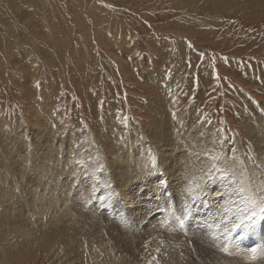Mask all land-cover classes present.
<instances>
[{"label": "rangeland", "instance_id": "1", "mask_svg": "<svg viewBox=\"0 0 264 264\" xmlns=\"http://www.w3.org/2000/svg\"><path fill=\"white\" fill-rule=\"evenodd\" d=\"M43 151L63 165L49 176L65 184L53 191L65 201L54 211L89 250L39 244L15 257L3 250L0 264H146L144 249L166 245L164 234L188 244L187 253H203L208 240L216 251L223 243L214 225L244 208L239 181L249 172L264 181V0H0V165ZM217 154L229 158L237 183L214 172L193 203L184 190L201 169L226 166ZM188 160L193 173L181 170ZM175 197L193 203L184 231L161 227L173 211L181 215ZM262 216L254 228L264 229ZM254 228L232 239H250ZM10 238L0 235V249Z\"/></svg>", "mask_w": 264, "mask_h": 264}, {"label": "bare ground", "instance_id": "2", "mask_svg": "<svg viewBox=\"0 0 264 264\" xmlns=\"http://www.w3.org/2000/svg\"><path fill=\"white\" fill-rule=\"evenodd\" d=\"M261 141H262V139H261ZM172 143L173 142H171V144ZM195 143H197V142H195ZM174 145H176V144H174ZM167 146H168V143H167ZM195 146L197 147V144H194V146H193L194 149H195ZM168 147H170V145ZM173 148L175 149V147H172V150H173ZM42 149L44 150V148H42ZM47 149H49L48 150V152H49V151H52L53 150V147L49 145V147ZM172 150L170 152H172ZM30 153H32V152H30ZM43 153H44V151H43ZM37 154H39V153H37ZM22 157H21V159H23ZM189 157H191V156H189ZM12 158H13V156H12ZM136 158L139 159V157H136ZM141 158H142V161L143 162L146 161V158L140 157V159ZM60 159H59L58 155L45 154L44 153L43 155L38 156V155H34L32 153L31 155L27 156V159H25L23 162H16V161L13 162L15 168H13L12 165H9L10 162L7 164V167H5V165H2V164L0 165V168H1L0 169V235L1 234L4 235V234L7 233V234H9V237H11L10 239H12V237L13 238H16V243L14 241H11L9 243V240L10 239L7 240V241L5 240V241H2L1 242V245L2 246H1V249H0V251H1L0 252V256H4V255L6 256V255L9 254L7 257H11V256L15 257L16 255H19L21 252L29 251L32 248L33 245L43 244L45 247H49L53 243H60V244H62L64 246H66V245L73 246L74 248H77V250L76 249L75 250L78 253L81 252L80 250H83V249H86V250L88 249L89 250V248H88L89 241L86 240L88 238L87 237L86 238L80 237V240H79V238H77L78 240H76L75 237H73L74 234L67 227L68 225L66 226L64 224V222L61 223L66 218V217L63 216V213L64 212L59 211L58 213H55V211H54V207L56 206V205L54 206V204H58L57 201L59 202L60 198L57 197V199H56L55 193H58V192H55L54 193L53 191H55L57 189L59 190L58 187H63L65 184L64 183H59L58 184V182H57L58 185L57 184L55 185L54 182H51L52 180L49 178V176L51 174H55L53 172L59 171L60 168L63 166V165H60L59 166L56 163L57 161L59 162ZM10 161H14V159L13 160H10ZM103 161H101V162H103ZM122 161H124V160H122ZM188 161L189 162H184L182 164L181 170H184L185 171L187 169V170H189V171H191L193 173V171L195 169L194 164H197V163H194L193 164L194 161L193 162H190V160H188ZM38 162H41V164L43 166L42 168L39 167L40 165L37 164ZM91 163L93 164V162H91ZM4 164H6V163H4ZM30 164L33 167H29ZM99 165H101V164H99ZM142 166H144V165H142ZM10 167H11V170L9 169ZM99 167H94L93 166V169L99 168ZM181 170H178V171H181ZM106 171H108V170H106ZM79 176H81V175H79ZM109 180H111V179L109 178ZM70 183H71V181H70ZM182 183H184V182H182ZM80 184L82 185V182H80ZM174 184H175V181H174ZM175 185L177 187V184H175ZM37 186H40V188H38ZM36 187H37V191L39 192L37 194L34 192L36 190L33 191V189H36ZM176 187H175V189L173 191L178 195L179 192H180L179 190L182 189L181 187H183V186H181L179 188H176ZM17 189H20V191H17ZM161 189H162V187H161ZM49 191L53 192L54 195H52V193L50 194L51 196L48 195L49 194ZM197 191L195 193H197ZM167 192L168 191H166L165 193H167ZM212 194H213L212 192H211V194H210V192L207 194L208 195V201H209V199H211V200H213L215 202L214 204H217V199H216L215 195H212ZM179 196H181V195L179 194ZM60 197H61V195H60ZM217 197L219 199V197H220L219 194H217ZM175 198H177L176 201L178 202V205H179L178 208H179L180 214H182L181 212H182V209L184 208L185 205L181 201L182 199H178L179 197H175ZM61 200L64 201L63 199H61ZM190 200L195 201L196 198L195 199H190ZM62 201H60V202H62ZM219 202H220V199H219ZM193 203H196V201L193 202ZM193 203L191 202V203L187 204V206L190 205L189 207L191 209L193 207L192 206ZM224 203H226V202H224ZM230 203L231 202H229V204ZM63 204H65V203H63ZM210 204H213V203L211 202ZM242 204H243V202H242ZM243 205H242V208L244 207ZM224 206H225V204H224ZM240 206L238 207L236 205V207L233 208L232 211L230 210L231 211V214L233 216L236 215V213L239 211ZM61 207H63V206H61ZM65 213H66V211H65ZM191 214H194L193 211H192V209H191ZM226 214H225V216H226ZM66 215H68V214H66ZM207 216L209 217V214H207ZM211 217L212 216L210 215L209 218H211ZM222 218H224V217H222ZM205 220L207 221L208 219H205ZM205 220H203V221L205 223H207ZM189 221L186 222V228L189 226L188 225L189 224ZM194 222L195 223L193 225H195L196 223H198L199 222V219L197 217L194 218ZM210 223L211 222L209 221V224ZM59 224H62L63 227H61V225H59ZM67 224H69V223H67ZM164 225L166 226V224H164ZM210 225H212V224H210ZM161 227H164V226L162 225ZM169 228H170V226H169ZM71 229H73V227H71ZM77 230H78V227H77ZM215 231H216V233L219 236L218 237V240L220 242L224 243L223 242L224 241V239H223L224 237H223L222 232L219 231L216 227H215ZM201 232H203V231H201ZM242 233L243 234H247L248 232H246V233L241 232V233H237V234H242ZM181 234H182V232H181ZM249 234H252V236H251L250 239L249 238L247 239L246 237H245L246 239L242 238L243 235L241 237H236L235 239H231V244H232V248H231L232 254L231 255H228L226 253L221 252L220 251V248H217L216 249L217 252L216 251H213L212 253H210L209 252L210 249L213 250V248L211 247L210 243L208 242L209 240L206 241L207 242L206 246L204 245V241H202L201 244H200L201 247H203L205 249L203 253H196L197 252L196 250H189V249L188 250L190 251V253H187V251L183 250V247L186 248L185 245H188V244L183 243V241H181V240L175 239V237L173 239H171L172 236L168 237L167 234H164V237L165 238L162 237L160 239H162L166 245H163V247L160 248V249H163L161 251V253H163V254H161L159 256V260H160L161 264H180V262H184V260L187 261L186 264H201V261L202 260H204L205 262H210V263L213 262V263H216V264H231V262H233V264H264V229H263L262 225L259 226V227H257V229L254 228L252 230V232L249 233ZM76 235L78 236V234H76ZM80 236H82V235L80 234ZM83 236H85V235H83ZM173 236H175V235H173ZM176 241L178 243H176ZM212 244H213V242H212ZM240 244H242L243 247H246L247 250L250 249V251L252 249H256L255 257H253V253L252 252L251 253H245L246 252L245 251L246 249L243 250V248H241L242 245H240ZM101 246H99V245L98 246L97 245L95 246V249H96L95 255H96V259L97 260H98V255L99 256L102 255L101 252H103V249H105L106 243L101 244ZM23 247H24V250H23ZM146 247H148V246H146ZM165 247H166V251H165ZM93 248H94V246H93ZM3 250L7 251L8 254H5V251H3ZM97 250H99V252ZM250 251L248 250V252H250ZM93 254L94 253H92V256H91L92 259H94ZM128 254H130V253H128ZM154 254L157 255L158 252L156 250H154V249L153 250L144 249V251L142 253V255H143L142 261H144L146 264H148V261L151 260V258L154 256ZM189 254H190V257H192V258H189L188 257ZM80 255H81V253H80ZM202 257H206L207 260L202 259ZM88 259H85L86 264H91V262H89ZM136 260L132 264H135L137 262ZM122 263H124L123 262V259L114 258L112 260V262H110V263L100 262L99 264H122ZM153 264H155V262H153Z\"/></svg>", "mask_w": 264, "mask_h": 264}, {"label": "snow or ice", "instance_id": "3", "mask_svg": "<svg viewBox=\"0 0 264 264\" xmlns=\"http://www.w3.org/2000/svg\"><path fill=\"white\" fill-rule=\"evenodd\" d=\"M35 87H40L39 82L35 84ZM216 142L219 143V140H217ZM251 153L252 149L250 147L249 155L247 156V158L251 159L253 161V164H255V160L257 159V157L251 155ZM212 159L217 162L223 161L226 166L223 168H219L213 165L212 169H209L207 171L201 169L200 172L202 173V175H198L196 177L197 183H195L194 185L190 183V185L185 190V194L189 199H192V194L196 191L197 188H199V181H202L205 177L211 179L213 172L219 174L220 178L222 179H231L233 184L237 183L235 179V172L232 166L229 164V158H227L226 156L222 157L220 154H217L213 155ZM235 159L236 158L233 155L231 157V160L235 161ZM29 167L33 166L30 164ZM245 171L248 172L247 169H245ZM148 174L149 173L142 172L141 178ZM17 191H20V189H17ZM235 191L243 198L245 204L244 208L240 209V214L232 222L228 223L221 219L214 225L219 231L222 232L224 237V243L222 244V246H220V251L228 255L232 254L231 239L233 234L240 232L246 233L249 229L254 228L257 223V219L261 218L262 214H264V181H262L260 184H257L254 172H249L244 180L239 181V186L235 189ZM190 219V207L185 205L182 209L181 215H176L173 211L171 221L165 220L161 221L160 223L161 225H164L165 223L171 224L174 222L176 228L184 231L186 222ZM156 251L159 252L160 249H157ZM251 252L253 253V257H255L256 249H252ZM153 262H155V264H161L160 260L156 256H153L151 260L148 261V264H153Z\"/></svg>", "mask_w": 264, "mask_h": 264}]
</instances>
